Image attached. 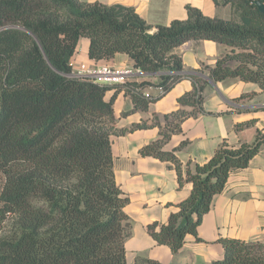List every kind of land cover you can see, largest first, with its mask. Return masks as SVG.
I'll use <instances>...</instances> for the list:
<instances>
[{"label":"trees","instance_id":"16d2710c","mask_svg":"<svg viewBox=\"0 0 264 264\" xmlns=\"http://www.w3.org/2000/svg\"><path fill=\"white\" fill-rule=\"evenodd\" d=\"M211 1L217 8L229 6L231 18H210L187 5L185 20L153 27L120 4L0 0V264H127L129 199L115 181L111 152V137L127 130L116 128L113 104L123 91L133 104L124 115L145 112L182 80L192 89L177 99L178 109L163 117V126L155 117L151 125L134 124L128 131L157 127L159 138L139 155L168 163L178 187L191 186L165 223L146 226L147 234L172 253L187 235L196 237L229 175L247 168L264 146V130L257 129L250 143L219 144L202 165L182 164L175 156L187 141L164 150L184 120L205 113L204 76L215 85L238 81L264 92V13L256 6L264 0ZM81 38L89 42L90 60L126 55L141 74H158V83L104 85L66 77ZM190 41H211L227 51L214 66L186 73L174 51ZM150 87L163 95L145 97ZM217 242L222 257L208 264H264L262 243Z\"/></svg>","mask_w":264,"mask_h":264},{"label":"crops","instance_id":"0c3cea01","mask_svg":"<svg viewBox=\"0 0 264 264\" xmlns=\"http://www.w3.org/2000/svg\"><path fill=\"white\" fill-rule=\"evenodd\" d=\"M98 2L103 5L120 4L134 9L147 24L168 26L174 20L187 18V5L198 9L210 18L229 20V6L215 7L211 0H80ZM88 40L81 38L72 60L75 63L109 64L131 66V60L116 54L108 62L90 60L87 55ZM227 51L225 46L211 41H190L175 49L174 54L182 61L186 73H195L201 66L212 67ZM158 74H140L130 82H147L156 85ZM151 88V87H150ZM153 88V87H152ZM189 80L177 83L167 94L151 103L145 112L126 114L133 109L131 99L121 91L114 104L116 128L127 130L123 135L111 137V152L115 181L129 199L124 211L131 221V234L125 242L127 264H208L222 257L219 238H232L245 242L264 244V146L250 160L247 168L231 173L222 193L215 195L211 208L197 227L196 237L187 235L182 248L172 253L167 246L156 245L146 232L148 224L165 223L175 211V205L186 199L190 184L178 187L176 173L166 162L150 157H141L139 149L159 138V129L151 127L128 131L134 124L146 122L151 125L154 118L163 126V117L178 109L177 99L191 91ZM154 95V89L148 90ZM112 90L106 93L108 99ZM244 94L251 98L234 100ZM204 114L190 117L181 123V132L173 135L164 150L187 143L175 151L182 163L202 165L213 155L219 144L230 147L253 141L256 130H264V92L256 85L238 81H227L217 85L209 82L204 90L202 103ZM190 111V108H185ZM253 121L250 126L236 129Z\"/></svg>","mask_w":264,"mask_h":264},{"label":"built area","instance_id":"2783aa9c","mask_svg":"<svg viewBox=\"0 0 264 264\" xmlns=\"http://www.w3.org/2000/svg\"><path fill=\"white\" fill-rule=\"evenodd\" d=\"M70 72L66 77L71 79L87 80L97 84L104 85H123L130 81L136 75H140V71L131 66H112L109 64H93L87 65L85 63H75L70 61ZM154 89V96H162L163 91L158 88H148L143 95L148 97L152 94L147 92Z\"/></svg>","mask_w":264,"mask_h":264},{"label":"water","instance_id":"95a60500","mask_svg":"<svg viewBox=\"0 0 264 264\" xmlns=\"http://www.w3.org/2000/svg\"><path fill=\"white\" fill-rule=\"evenodd\" d=\"M257 8L259 9V11H261L262 13H264V6L261 5L260 3H256ZM204 78L211 84L214 86L213 82H211L207 77L204 76Z\"/></svg>","mask_w":264,"mask_h":264},{"label":"rangeland","instance_id":"374dc122","mask_svg":"<svg viewBox=\"0 0 264 264\" xmlns=\"http://www.w3.org/2000/svg\"><path fill=\"white\" fill-rule=\"evenodd\" d=\"M2 183H3V176L0 174V190H1V187H2ZM6 229V227H5Z\"/></svg>","mask_w":264,"mask_h":264}]
</instances>
